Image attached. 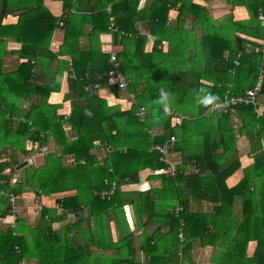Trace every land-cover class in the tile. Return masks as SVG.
<instances>
[{
  "label": "trees",
  "instance_id": "trees-1",
  "mask_svg": "<svg viewBox=\"0 0 264 264\" xmlns=\"http://www.w3.org/2000/svg\"><path fill=\"white\" fill-rule=\"evenodd\" d=\"M44 1L6 0L4 19L13 15L18 22L0 26V144L13 150L10 161L0 162V189L5 196L32 191L39 198L61 197L56 196L55 208L43 206L36 221L20 219L15 229L8 228L1 235L0 264L25 260L115 264L113 256L94 248L117 250L119 264H178L181 229L186 239L184 264L185 253L195 240L214 248L216 264H264V114L253 105H239L229 113L206 115L213 103L228 95L245 96L260 77L258 98H264V0H223L232 6L231 14L218 19L196 0H151L140 10V0H97L98 7L87 15L71 11H77L83 0H58L64 3L61 17L46 12ZM210 1L214 0H204ZM108 3L118 27L114 42L121 46L117 57L129 81L126 91L108 86L110 55L100 53L97 46L102 32L111 31ZM239 8L247 10L248 19L236 20ZM172 10L178 12L173 20ZM139 21H147L156 37L150 53L145 51L148 36L135 29ZM85 24L92 26L87 51L79 47ZM58 28L65 31V40L61 50L53 53L49 48ZM10 41L21 48L9 52ZM163 42H167L166 51L161 48ZM62 54L71 56V65L59 60ZM44 59L50 60L49 69L57 62L55 72L42 70ZM6 62L14 70L6 71ZM66 71L71 75L66 95L72 102L69 117L58 114L61 105L49 104L50 96L60 92ZM95 85L107 88L118 99L121 92L134 99L127 98L129 106L124 109L110 105L97 94ZM162 90L167 93V109L160 102ZM204 97L209 98L207 103L201 102ZM140 107L148 111L146 122L138 118ZM178 116L189 118L178 126ZM233 116L241 121L237 130ZM151 129L155 136L149 133ZM172 136L176 137L172 152L179 155L173 159L179 174L156 176L164 179L159 192H123V185L139 184L141 171L153 174L166 166L151 147ZM239 136L248 138L254 164L236 186L228 188L225 181L240 168ZM39 156L40 165L28 163ZM24 162L28 165L19 175L16 169ZM189 165L197 173L187 175ZM113 183L118 187L108 196ZM158 194L170 202L164 218L170 231L163 235L158 228L152 234L142 233L141 249L151 260L139 263L134 259V235L123 224L124 207L133 205L150 222L160 207ZM191 196L219 204L215 214L192 211ZM238 198L241 220L236 216ZM177 202L183 207L179 215L174 211ZM59 210L78 221L55 228V222L62 219ZM112 222L119 227L117 241L112 239ZM251 242L256 246L248 254Z\"/></svg>",
  "mask_w": 264,
  "mask_h": 264
},
{
  "label": "crops",
  "instance_id": "crops-1",
  "mask_svg": "<svg viewBox=\"0 0 264 264\" xmlns=\"http://www.w3.org/2000/svg\"><path fill=\"white\" fill-rule=\"evenodd\" d=\"M150 1L151 0H140L138 10L142 9L145 4H149ZM195 2L206 5L207 7H209L208 5L210 3H213V1L206 3L204 2V0H196ZM44 6L46 8L45 9L46 12L49 11V13L52 14L54 17H61L64 14L63 1L45 0ZM96 7H98L97 0H83L81 3H79L77 11H75L74 9H72L71 11L78 13L79 15H84V14L87 15L88 13L92 14V12H94V8ZM109 8H112V5H110V3H108L106 6V13L108 15H109V11H108ZM213 8L215 9V7ZM213 10L211 9L210 12L215 18H217L218 14L216 10L214 11ZM170 13H171L172 20L176 17V15H178V12L176 10H172ZM245 14L246 12L243 10V8L237 9L235 11L236 20L238 21L246 20L247 14H246V17H245ZM3 22L8 25L16 24L18 22V17L9 15L6 19H3ZM46 27H49V24H47ZM135 29L138 30L140 34L148 36V41L146 44L145 51L147 53H150L153 49L154 42L156 39V37L151 34V27L149 26L147 21H139V22H136ZM78 31H80L79 27H77V30L75 29L76 33H78ZM91 31H92V26L90 24H85L84 25L85 35L81 36V38L79 39V47L83 49L84 51H87L88 48L91 47L89 34H88ZM64 40H65V31L62 28H58L54 32L49 49L53 53H58L63 46ZM117 45L114 42V33L111 31H108V32H102V34L99 37V45L97 46L99 50H101L100 53L110 55L112 52L118 54L121 51V46L119 45V43H117ZM20 48H21V45L14 41H10L7 46V49L9 52H12L14 50H19ZM161 48L162 49L164 48V51H166L167 42H163ZM9 56L11 55L9 54ZM58 58L59 60L67 61L71 65V56L62 54V55H59ZM8 63L9 62H6L5 64L6 71H12V69L14 70L13 68L14 66ZM56 64L57 62H53V64H51L52 68L49 69L50 60L44 59L43 64H42L44 65V68H42V70L44 72H49V71L55 72ZM70 77L71 75L67 71L64 72L60 92L53 93L49 98V104L61 105V108L59 109L58 114L66 115V117H69L72 112V102L68 100V98H66V95L70 91L69 81H68ZM97 94H99L101 98L106 99L110 105L119 104L123 109L129 106V104L125 100L127 98L131 99L130 96L132 95L127 92H121L120 99H118L107 88L98 89ZM29 106H30V103L27 102L25 104V107L28 108ZM259 111H260V114H264V98H262L259 101ZM232 124L237 130L241 125L240 118L238 116H233ZM68 132L70 133L71 131L69 130ZM96 145L100 146L101 143L97 142ZM263 146H264V140H263ZM237 147L239 150L240 168L233 175L229 176L227 180L225 181L228 188H233L234 186H236L243 179L245 175V170L254 164V158L252 156V153L250 152V143L246 136L238 137ZM12 157H13V150L11 149V147L8 144H0V162L10 161ZM35 159L37 162L42 161L41 156ZM173 159L174 160L179 159V155L176 154L175 152H173ZM5 173L9 174L10 170H6ZM186 173L187 175L195 174L197 173V170L195 171V167H192L191 165H189L187 167ZM18 174L20 175V171ZM139 177H140L139 184H126L122 186L121 190L125 193H135L136 194V193H141L144 191H148V192L158 191L159 192L163 188L164 179L154 176L148 169L141 171ZM32 193H33L32 191H29L28 193H23V195L18 194L19 198L16 199L14 204H12V202L9 199V196H5V192H3L0 189V241L2 239V236L4 235V233L6 232L8 228H13V229L16 228V225L20 219H28L29 221H33V220L36 221L39 217L38 215L40 214L43 206L52 208L53 205L57 204L56 196L61 197V195H51L49 197H45V196L42 198L37 197L38 198L37 199L35 195H33ZM156 197H157V203L160 207L158 208L156 213L152 214L150 222H147L148 215H146L145 213H140L138 210H136V208L133 205L129 204L124 207L126 223L123 222V224L126 225L128 228V231L133 233L134 235V244L137 248L136 254L134 255V259L135 261L139 263L144 262L145 259L151 260L149 257L145 256V254L143 253L141 249L140 236L142 235V233L144 231H145L144 233H146L147 231V233L152 234L158 228L161 229V233L163 235L169 233L170 231L169 226H167V223L164 221V218L167 216V214L165 213V210H168V208H166L165 205L166 204L169 205L170 202H166V200H168L167 198L165 199L160 198L161 196L159 194L156 195ZM188 202L190 204L191 210L194 212H198L200 214H215L214 208L216 205H219L207 199L201 200V199L195 198V196L194 197L191 196L188 199ZM241 203H242L241 199L238 198L236 201V210H237L236 216L238 220H241L242 218L241 217ZM178 204H180V202H177L175 204L174 206L175 209L178 206ZM13 208L17 210L16 213ZM239 209H240V212H239ZM87 213H89V210L87 211ZM158 213H160V215H158ZM137 217H139L141 224L138 223ZM111 226H113L111 230L112 237H113L112 239L113 241H117L118 240L117 230L119 227L117 224H115V222H112ZM14 235L18 236L20 234L15 233ZM255 246H256L255 242L250 243V246L248 248V254L253 253ZM94 249L96 252H100V253L106 252L105 256H110V257L113 256L111 257V259H113L112 262H114L115 264H119V262L117 263V260H115L116 256H119L117 250L103 251L97 248H94ZM213 255H214V248L212 246L204 247L200 244V240H195L192 243L191 250L185 253L184 261H185V264H216L212 260ZM22 264H37V261L36 260H25L24 262H22Z\"/></svg>",
  "mask_w": 264,
  "mask_h": 264
},
{
  "label": "built area",
  "instance_id": "built-area-1",
  "mask_svg": "<svg viewBox=\"0 0 264 264\" xmlns=\"http://www.w3.org/2000/svg\"><path fill=\"white\" fill-rule=\"evenodd\" d=\"M108 11H109L110 21H111L110 30L113 33L117 32L118 27L116 26V19L112 12V9L109 8ZM261 19L264 20L263 15H261ZM109 63L111 65V69H110L109 76H108V86L116 87L117 89L121 91H126L129 85V81L121 69V64H120V61L116 53L112 52L110 54ZM100 88L101 87L99 85L94 86V89L98 90ZM87 89L89 90L90 88H87ZM261 89H262V78L260 77L256 87L253 90L247 91L245 96L228 95L223 101L213 103L207 110L206 115H213L216 112L229 113L231 111H234V109L239 105H253L254 107H256L257 109L256 111H258V108H259V98L258 97H259V93ZM130 97L134 99V95H131ZM137 115L141 122H146L149 114L146 108L140 107ZM188 118L189 117L178 116L175 118V124L178 126H181L183 121ZM149 133L152 136L156 135V132L153 131L152 129L149 130ZM175 141H176V137L172 136L170 140H167L164 144H155L151 147V151L158 152L160 155V161L166 164V166L164 167L155 169L153 171V175L174 178L179 174L178 166L173 160V152H172V147L174 146ZM28 163L32 164V160L28 159ZM117 187L118 185L116 183H113L112 190L108 192V196L112 195ZM8 196L12 204H14L16 199L19 198L18 195L14 193H10ZM13 209L16 213L17 210L15 208ZM182 211H183V207L178 204L175 210V214L179 215ZM182 225L184 226V223H182ZM179 240H180V252H179L180 261L178 264H184L182 262L183 261V248H184L186 239L184 237L183 229L180 230Z\"/></svg>",
  "mask_w": 264,
  "mask_h": 264
},
{
  "label": "rangeland",
  "instance_id": "rangeland-1",
  "mask_svg": "<svg viewBox=\"0 0 264 264\" xmlns=\"http://www.w3.org/2000/svg\"><path fill=\"white\" fill-rule=\"evenodd\" d=\"M208 6H209L208 8L210 10L211 9L213 10L214 9L213 7H215L214 10H216V12L218 14L217 15V19H218V17L224 18V17H227L229 14H231V7L232 6L230 4H228L227 2L223 1V0H214L213 3H210ZM243 10L246 12L247 19H248L249 18V15H248L247 10L244 9V8H243ZM246 14H245V17H246ZM238 35L240 37L244 38V39L248 38L246 35H244L242 33H239ZM185 36H186V34H185ZM259 113H260V111H259ZM40 164L41 163L39 161L37 162L35 158H32V164H31V166H35V165L38 166ZM56 206H57V204L53 205L52 208H55ZM63 214H64V212H62L61 210H59V215H61L62 219H60V220H58V221L55 222V224H54L55 228L63 227L64 225H66V224H68L70 222H73V221H78V219L74 215H70V214L63 215ZM88 215H89V213L86 212L85 215H83V218L85 219ZM217 258H219V257L217 256Z\"/></svg>",
  "mask_w": 264,
  "mask_h": 264
},
{
  "label": "water",
  "instance_id": "water-1",
  "mask_svg": "<svg viewBox=\"0 0 264 264\" xmlns=\"http://www.w3.org/2000/svg\"><path fill=\"white\" fill-rule=\"evenodd\" d=\"M5 7H6V0H2L1 3V10H0V26L2 25L3 19H4V14H5ZM238 43L241 44V40L238 39ZM28 163L24 162L20 166L17 167V170H22L25 167H27Z\"/></svg>",
  "mask_w": 264,
  "mask_h": 264
},
{
  "label": "clouds",
  "instance_id": "clouds-1",
  "mask_svg": "<svg viewBox=\"0 0 264 264\" xmlns=\"http://www.w3.org/2000/svg\"><path fill=\"white\" fill-rule=\"evenodd\" d=\"M208 99H209L208 97H204V98H202L201 102L207 103ZM166 100H167V93L162 90L160 102L165 103V109H167Z\"/></svg>",
  "mask_w": 264,
  "mask_h": 264
}]
</instances>
